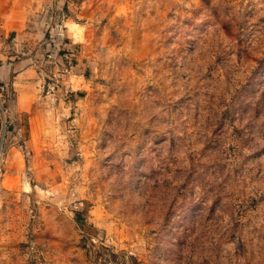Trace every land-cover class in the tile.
<instances>
[{"label":"rangeland","instance_id":"1","mask_svg":"<svg viewBox=\"0 0 264 264\" xmlns=\"http://www.w3.org/2000/svg\"><path fill=\"white\" fill-rule=\"evenodd\" d=\"M25 7L0 21V264H264V0Z\"/></svg>","mask_w":264,"mask_h":264},{"label":"crops","instance_id":"2","mask_svg":"<svg viewBox=\"0 0 264 264\" xmlns=\"http://www.w3.org/2000/svg\"><path fill=\"white\" fill-rule=\"evenodd\" d=\"M28 0H0V7L3 9L0 11L1 17L9 23L16 22V18L20 15V6L23 8V14H25L26 3ZM0 8V9H1Z\"/></svg>","mask_w":264,"mask_h":264}]
</instances>
